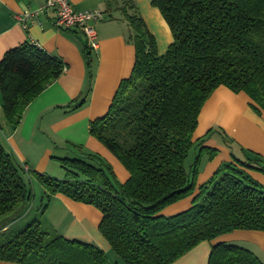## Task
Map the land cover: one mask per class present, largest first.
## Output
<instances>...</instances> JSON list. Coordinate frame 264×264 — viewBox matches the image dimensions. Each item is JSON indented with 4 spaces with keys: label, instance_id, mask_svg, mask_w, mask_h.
Instances as JSON below:
<instances>
[{
    "label": "trees",
    "instance_id": "16d2710c",
    "mask_svg": "<svg viewBox=\"0 0 264 264\" xmlns=\"http://www.w3.org/2000/svg\"><path fill=\"white\" fill-rule=\"evenodd\" d=\"M151 5L173 41L160 55L134 2L123 0L120 10L133 31V69L119 83L107 113L90 123L91 136L128 179L121 183L102 156L71 145L74 157L55 159L63 179L28 173L44 189L45 200L28 224L11 229L23 213L9 214L34 195L25 182L29 175L0 142V262L113 264L97 245L66 238L46 223L44 212L55 195L101 213L99 232L123 264H173L201 243L233 231L264 232V185L249 174H264V160L247 151L242 160L231 155V162L199 186L203 158L212 161L218 149L205 145L213 130L195 137L202 108L219 87L246 94L251 108L264 112V0H152ZM93 52L84 40L89 69ZM65 69L62 60L28 42L7 51L0 61L7 122L18 127L28 106ZM193 148L197 152L187 170ZM189 197L188 209L163 214ZM209 264L264 263L246 248L219 244Z\"/></svg>",
    "mask_w": 264,
    "mask_h": 264
},
{
    "label": "crops",
    "instance_id": "0c3cea01",
    "mask_svg": "<svg viewBox=\"0 0 264 264\" xmlns=\"http://www.w3.org/2000/svg\"><path fill=\"white\" fill-rule=\"evenodd\" d=\"M71 0L77 10L99 9L104 19L94 23L98 48L92 53L90 69L83 54L84 36L80 31H64L54 25L55 14L35 17L26 28L16 19L36 10L45 0H0V61L4 54L21 44H33L62 60L64 73L49 85L26 109L20 125L12 127L4 117L0 95V142L5 150L23 166L30 186H35L31 171L63 179L57 160L74 157L71 145L97 153L112 167L121 183L128 174L115 157L90 134V123L103 117L121 80L129 77L135 61L133 31L121 12L123 0ZM149 31L157 40V50L164 54L173 41L170 29L152 0H132ZM83 101L81 107L75 108ZM214 127L223 130L229 144L206 137L205 145L218 149V155L200 172L198 185L207 182L221 163L231 162V155L242 158L252 152L264 160V112L251 108L250 98L219 87L202 108L195 137H205ZM264 185V174L249 171ZM41 197L45 193L41 191ZM192 197L167 207L163 214L172 216L188 209ZM44 218L58 234L80 239L101 248L107 256L112 252L99 232L101 213L92 206L76 203L55 195L49 199ZM236 245L253 252L264 263V232L236 230L211 242H203L173 264H209L213 247ZM111 263L119 264L113 258ZM0 264H12L0 262Z\"/></svg>",
    "mask_w": 264,
    "mask_h": 264
},
{
    "label": "built area",
    "instance_id": "2783aa9c",
    "mask_svg": "<svg viewBox=\"0 0 264 264\" xmlns=\"http://www.w3.org/2000/svg\"><path fill=\"white\" fill-rule=\"evenodd\" d=\"M51 11L55 14L54 25L57 28L64 31H80L88 46L93 51L97 50V33L93 25L104 19V14L99 9L83 11L75 9L71 0H45L36 10L17 16L16 19L26 28L27 21Z\"/></svg>",
    "mask_w": 264,
    "mask_h": 264
},
{
    "label": "rangeland",
    "instance_id": "374dc122",
    "mask_svg": "<svg viewBox=\"0 0 264 264\" xmlns=\"http://www.w3.org/2000/svg\"><path fill=\"white\" fill-rule=\"evenodd\" d=\"M156 42H157V40H156ZM222 133H224V132H223V130L221 128L214 127L213 128V131H212V133H210L209 137L210 138H213V139H216V140L220 141L222 144H224L223 134ZM196 152H197V148H193L190 151V153H189V155H188V157L186 159V162H185V166H186V169L187 170L190 169V166H191V164L194 161ZM239 159L242 160L243 157L242 158H239ZM209 162H210V160L207 157H204L203 158L202 163H201V170L202 171L205 169L206 166L209 165ZM25 182L27 184L29 183V181H28L27 178H25ZM34 185H35L33 187V195H34V197H33L32 201L31 202H26L24 204H20L19 206H17L15 208V212L9 214V216L11 217V215L16 216L17 211H20V212L23 213V216H21L16 222H14L13 224L10 225L11 229H12V227L21 228V227L25 226L33 218H35V216H37L39 212H41L40 211V205H41V201L44 200V197H41V191L43 193L44 192V189L37 182V180H35V184ZM112 257L115 258V259H117L118 262H119V264H123L122 261L119 259V257H117V255L113 251L108 255L109 260H114V259H112Z\"/></svg>",
    "mask_w": 264,
    "mask_h": 264
}]
</instances>
